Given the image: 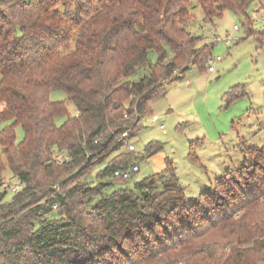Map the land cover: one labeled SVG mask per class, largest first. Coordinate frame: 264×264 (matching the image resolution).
<instances>
[{
    "label": "trees",
    "instance_id": "16d2710c",
    "mask_svg": "<svg viewBox=\"0 0 264 264\" xmlns=\"http://www.w3.org/2000/svg\"><path fill=\"white\" fill-rule=\"evenodd\" d=\"M255 1L197 0L209 20L224 10L243 17L253 37ZM187 5L0 0V179L8 168L20 186L9 202L0 195V264H264V148L191 201L173 173L109 194V184L85 180L140 129L167 84L205 68L212 45L185 29ZM53 90L66 101L50 100ZM244 94L231 90L227 102ZM130 153L100 177L128 180L113 171L133 165Z\"/></svg>",
    "mask_w": 264,
    "mask_h": 264
},
{
    "label": "rangeland",
    "instance_id": "374dc122",
    "mask_svg": "<svg viewBox=\"0 0 264 264\" xmlns=\"http://www.w3.org/2000/svg\"><path fill=\"white\" fill-rule=\"evenodd\" d=\"M187 9L189 18L184 27L198 39V46L212 45L209 59L215 71L208 73L206 66L202 70L191 66L167 84L162 95L151 100L140 129L128 140L134 152H128L124 143L120 151L86 173L85 180L92 185L109 184L104 194L131 189L145 178L173 173L183 195L191 201L226 172L246 164L253 148H264V41L259 43L254 38H264V30H259L264 26V0H256L247 11L254 37L247 36L244 18L229 10L209 20L197 0H188ZM216 57L220 61H214ZM151 60L154 62L155 57ZM231 90L233 94H246L228 103L227 93ZM49 99L66 101V95L53 90ZM66 109L69 116L76 115L72 103L66 102ZM153 116L158 120L154 122ZM64 121L65 117H60L55 123L61 125ZM22 137V129L17 127L16 141ZM121 152L130 153L138 171L126 181L114 180L110 175L100 177ZM9 182L15 183V179L6 168L0 179L3 202H9L14 194L5 189Z\"/></svg>",
    "mask_w": 264,
    "mask_h": 264
},
{
    "label": "built area",
    "instance_id": "2783aa9c",
    "mask_svg": "<svg viewBox=\"0 0 264 264\" xmlns=\"http://www.w3.org/2000/svg\"><path fill=\"white\" fill-rule=\"evenodd\" d=\"M234 29H237L236 26H234ZM220 60V57H216L214 59V61H219ZM206 69L208 72H213L214 71V67L212 66V61L211 59H208L207 62H206ZM152 120L155 122L158 120L157 116H153L152 117ZM162 126V125H161ZM121 138L123 139H127L128 138V133L127 132H124L121 134ZM126 149L129 151V152H133L135 150L134 146L132 144H130L128 142V140L126 141ZM138 171V166L137 165H132L129 169L127 170H121V169H116L113 171V175L116 176V177H121L123 179L125 178H128L130 173H134V172H137ZM5 189H9L11 192L15 193L17 192L19 189H20V186L18 183H11L9 182V185H5ZM55 206H53L54 208Z\"/></svg>",
    "mask_w": 264,
    "mask_h": 264
},
{
    "label": "crops",
    "instance_id": "0c3cea01",
    "mask_svg": "<svg viewBox=\"0 0 264 264\" xmlns=\"http://www.w3.org/2000/svg\"><path fill=\"white\" fill-rule=\"evenodd\" d=\"M219 61H220V60H219ZM217 62H218V61H217ZM206 71H207V69H206ZM214 71H215V69H214ZM214 71H213V72H214ZM207 72H208V71H207ZM213 72H208V73H213ZM240 93H245V94H246V92H243V91L239 92L238 94H240ZM245 94H244V95H245ZM242 96H243V95H242ZM235 100H236V99H235ZM235 100H234V101H235ZM234 101H233V102H234Z\"/></svg>",
    "mask_w": 264,
    "mask_h": 264
}]
</instances>
